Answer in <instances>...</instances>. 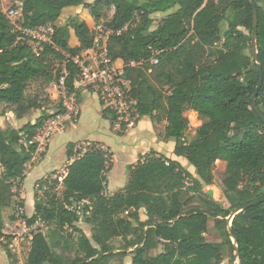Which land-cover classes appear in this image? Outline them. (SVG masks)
<instances>
[{
    "label": "trees",
    "instance_id": "trees-1",
    "mask_svg": "<svg viewBox=\"0 0 264 264\" xmlns=\"http://www.w3.org/2000/svg\"><path fill=\"white\" fill-rule=\"evenodd\" d=\"M22 1L19 29L0 0L1 113L11 111L18 119L32 110L41 114L20 128L0 126V235L3 210L13 205L17 180L24 179L37 151L36 143L27 142L47 120L66 110L59 100L57 111L48 112L52 100L47 89L64 78L69 93H80L79 67L71 57L91 47L94 38L79 15L58 24L69 6L88 8L96 23L114 31L108 53L123 61V77L130 82L140 117L167 122L165 136L175 138L174 153L186 157L194 172L150 152L130 166L123 189L109 192V151L97 144L82 150L70 142L67 156L74 159L66 176L54 172L35 184V212L29 222L40 220L49 236L39 227L18 237L14 250L9 246L14 237L6 236L10 264H110L113 256L131 248V264H221L228 257L225 245H234L232 235L240 264H264V202L237 213L231 232L228 221L237 207L264 197V120L252 109L259 64L264 73V0H256L259 63L252 50L250 0ZM158 12L166 15L154 26ZM48 23L56 28L52 41L35 53L22 30ZM72 33L79 46L71 44ZM256 103L264 114V82ZM188 110L202 119L190 141L185 139ZM103 115L117 119L109 109ZM217 161L226 162L222 194L229 206L221 195L215 199L205 189L215 182ZM81 220L91 227V236L79 225ZM211 229L225 242L207 240ZM160 245L163 250L151 254ZM72 247L74 257L66 254Z\"/></svg>",
    "mask_w": 264,
    "mask_h": 264
},
{
    "label": "rangeland",
    "instance_id": "rangeland-1",
    "mask_svg": "<svg viewBox=\"0 0 264 264\" xmlns=\"http://www.w3.org/2000/svg\"><path fill=\"white\" fill-rule=\"evenodd\" d=\"M88 1L92 2L93 0H88ZM15 3H16V0H3V9H7L9 6ZM88 11L90 12L89 9ZM81 12L82 11H78L79 14ZM164 16H165L164 13H157L153 15L154 20H155L154 26H156L157 23ZM83 17H86L88 20L86 22H89V24L92 25V21L89 16L83 13ZM75 41H76V37L72 36L71 44L73 45ZM83 89H87L88 92L91 94L93 93L97 94V91L95 90V88L91 86L88 88L82 87L80 89V92ZM47 92L49 94V97L52 100V103H50L48 107L49 109L54 110L56 106H58L59 100L56 99V102L54 101L55 100L54 97L57 96L58 92L54 88V85H51L47 89ZM96 94H93L91 102L86 104L87 106L85 105L83 107V112H82L83 114L78 124H76V126H68L67 133L69 134V137L72 140H75V139H83V140L88 139L91 141L99 140V141L105 142L110 147L111 152L113 153V157L110 156L111 159H113V161H111L110 159V163H109L110 169L108 171L109 183H110L111 188H114L116 186L120 187L124 183L125 180H128L129 171H130L129 168L131 165H135L138 162V157H139L138 154L141 152L149 151V150L160 151L167 157H170L172 159H177L186 169L194 172L193 165L186 159V157L177 156L174 153L175 138L167 137L166 139V136H165V127L167 124L166 121L155 122L154 130H153L151 120L149 119V117H146V118H143L140 121L139 125L135 127H128L126 128V130L123 131L122 127L120 126V127H117L118 129L116 130L114 127L117 126V120L112 121L111 123V121L104 118L100 114L102 110V107H101L102 105L100 104ZM3 106L4 104H0V117L1 119L3 118L5 119L6 127L14 125V127L20 128L23 124L19 123L18 121H16V119H14L13 112L9 111V112H5L4 114L1 113ZM38 114H41L40 110H32L29 114L26 115V119L27 120L32 119L33 116H38ZM186 115L188 116L189 121H190V128L185 134V139L186 141H190L194 137L197 127L202 124V119L199 117L197 113H194L190 110L186 112ZM127 130H130V131L126 133ZM91 144H97L100 147H102L100 142H92ZM225 170H226V163L224 161H217L215 164L214 170H213L215 182L212 186L205 187V189L209 190L215 199L216 197L221 195L220 200L224 202L226 206H229L227 199L222 194L223 193L222 180L225 176ZM32 175L33 174L28 175V178L26 179L25 185H24V189H25L24 191L26 192L28 199L32 196L33 189H34V182L32 181ZM40 194L42 193L39 192V195ZM14 211H15V208H10L8 210V213L6 214V218H7L6 222L11 221L10 218L13 216ZM230 224H232L231 221L229 222V225ZM79 225L83 228V230L89 236H91V227L87 225L84 222V220H81ZM211 226H213L212 220H211ZM5 230L7 234H10L11 232H14V231L20 232L21 227L17 226L14 229V227L5 226ZM40 230H42L45 234H47V236H49L50 229L46 225L41 226ZM77 235L78 234L74 235V237ZM8 236H11V235H8ZM206 238L207 240L212 241V242H225L221 234L214 229H211L206 234ZM117 240H119V242L121 241V239H117ZM70 242H73V241H70ZM12 243H13V246L11 248L12 250H14L16 248L17 241H12ZM232 243H233V239H232ZM72 248L71 250L67 251L66 254L68 256L74 257L75 249L74 247ZM163 248L164 246L160 245L159 248L151 251V254L153 255L157 254L161 252ZM225 248H226L228 257L225 258L221 264H235L236 262H239L238 256L236 254V247L234 245L232 247L230 244H227L225 245ZM131 250L132 248L125 250L121 253H117L110 260V264H117V263L131 264L132 263ZM57 251L61 252L62 250L58 248ZM2 252L7 254V248H6L5 242L0 240V253ZM0 264H4V257L0 256Z\"/></svg>",
    "mask_w": 264,
    "mask_h": 264
},
{
    "label": "built area",
    "instance_id": "built-area-1",
    "mask_svg": "<svg viewBox=\"0 0 264 264\" xmlns=\"http://www.w3.org/2000/svg\"><path fill=\"white\" fill-rule=\"evenodd\" d=\"M3 10L13 24L21 29L23 1L16 0L15 4ZM55 29L54 24L48 23L44 26L25 28L22 32L33 51L38 53L44 42L52 41ZM90 29L94 38L93 45L71 57L72 61L79 67L76 89L90 86L95 88L103 109H109L116 114L117 127H122L124 124L126 128L134 127L140 119V115L136 109V100L129 94L130 82L123 77L124 63L119 64V59H112L108 53L107 42L114 31L102 22H94ZM152 61L157 62L155 58ZM53 85L58 92L54 98L60 100L66 110L47 120L33 139L27 142L28 144L36 143L37 150L45 147L54 134L64 132L68 126H75L80 119L76 93L68 92L64 78L60 80V83ZM13 216L11 221L5 222L2 235H0V240L5 243H7L6 236L8 235L14 237L13 241H17L18 237L30 236L42 226L40 220L29 222V215L21 200H17ZM5 226L14 227V229L19 226L21 231L7 234ZM9 246L11 248L13 243H10Z\"/></svg>",
    "mask_w": 264,
    "mask_h": 264
},
{
    "label": "crops",
    "instance_id": "crops-1",
    "mask_svg": "<svg viewBox=\"0 0 264 264\" xmlns=\"http://www.w3.org/2000/svg\"><path fill=\"white\" fill-rule=\"evenodd\" d=\"M78 11H82V12L79 14ZM83 13L91 18L92 25H93V23H94L93 17L90 15V12L88 11V9L85 8L82 5L81 6H69V7L64 8L61 17L58 20V24L64 25L66 23L67 19L70 16H73V15H79L82 19H84L85 21H88L86 17H83ZM158 13H164V12H158ZM155 14H157V13H155ZM164 15H166V13H164ZM87 23H88V25L90 27H92V25L89 24V22H87ZM226 27H227V22H225V21L222 22V28L225 29ZM72 36L76 37L74 35V33H72ZM71 40H72V38H71ZM79 45H80V42L76 38V41L74 42L73 46H79ZM118 63L122 65L123 61L121 59H119ZM93 94H96V93H93ZM93 94L89 93L87 89H83L79 93V95H77V98H78L77 102H78L79 108H80V118L82 117V114H83L82 113L83 112V107L86 104H88L89 102H91ZM97 98H98V95H97ZM54 101L56 102V99ZM55 111H57V106H56V108L54 110L48 109V112H51V113H53ZM190 111H192L194 113H197L194 110H190ZM100 114L104 117V115H103V107H102V110H101ZM13 115H14L13 117H14V119H16V121H18L19 123L24 124V123H26L29 120L34 122L36 120V118L40 114H38V116H33V118L29 119V120L26 119V116L23 117L22 119H18L15 114H13ZM146 117H149V119L151 120L152 129L154 130V125H155V122H157V121L153 122L150 116L140 117V119L138 120L136 126L139 125L140 121L143 118H146ZM104 118H106V117H104ZM106 119H108V118H106ZM108 120L111 121L110 119H108ZM111 123H112V121H111ZM5 124H6L5 119L4 118L1 119V117H0V125L1 126L3 125L2 126L3 128H8V127H6ZM12 127H14V125H12ZM114 128L116 130L118 129L117 126L114 127ZM67 129H68V127L66 128V130L64 132H59V133L54 134L53 137L50 139V141L48 142V144L45 147H41L35 152L32 160L27 164V169L25 171L24 179H22V180L18 179L17 180L18 187H15L14 190H18V193L14 197L13 205L11 207L5 208L3 210L4 222H6V220H7L6 214L8 213V210L10 208H15V204H16L17 200H21V202L23 203V205L25 207V210H26V212H27V214L29 216H32L34 214V212H35V198H36L35 197V192H36L35 191V184H36L38 179H40L42 177H47L48 175H51V174L53 175L54 172H57V174H59L61 177H65L66 176L67 167L72 162V160L74 159L73 157L70 159L67 156V147H68V144L70 142L76 143L77 147L81 148L82 150H85L88 146L91 145L92 142H100L102 147L104 149L108 150L109 153L111 154L110 156L113 157V153L111 152L110 147L105 142L99 141V140L98 141L97 140H92L91 141V140H88V139H85V140H83V139L72 140L69 137V134L67 133ZM130 130H127L126 133H128ZM166 139H167V137H166ZM175 145H176V140H175ZM174 149H175V147H174ZM150 152H155L158 155H164L160 151H155V150L151 151V150H149V151H145V152L139 153L138 154V156H139L138 157V161H139V159L141 158V156L143 154L150 153ZM175 160H177V159H175ZM111 161H113V159H111ZM132 164H134V163H132ZM31 174H33L32 175V181L34 182V189H33L32 196L28 199V196H27L26 192L24 191L25 190L24 189V185H25L26 179L28 178V175H31ZM107 176H108L107 177L108 178L107 191H109V192L118 191V190L123 189L125 187V185L127 184V182H128V180H125L124 183L120 187L116 186L114 188H111L110 187V183H109V174H107ZM28 210H29V212H28ZM12 217L10 218V220H12ZM206 234L207 233H205V237H206ZM0 256L4 257V264H10V260H9V258H8L6 253L2 252V253H0Z\"/></svg>",
    "mask_w": 264,
    "mask_h": 264
},
{
    "label": "water",
    "instance_id": "water-1",
    "mask_svg": "<svg viewBox=\"0 0 264 264\" xmlns=\"http://www.w3.org/2000/svg\"><path fill=\"white\" fill-rule=\"evenodd\" d=\"M253 6V10H254V25H253V35H252V50H253V56L254 59L257 63H259V56H258V50H257V28H258V10H257V2L256 0H250ZM259 71H260V79L256 88V91L254 93V95L252 96V109L255 110L259 116L264 120V114L258 109L257 107V103H256V98L258 96V93L260 91V89L262 88L263 82H264V73L262 70V66L259 64ZM264 202V197L256 199L252 202H249L245 205L239 206L237 207L232 213L231 215L228 217V221L232 222L233 218L235 217V215L241 211H243L244 209L251 207L253 205L259 204ZM231 226L232 224L229 225V231L231 232ZM232 239H233V244L236 247V254L237 256H239V250H238V243L236 238L232 235ZM239 259V257H238ZM235 264H240V259L239 262H236Z\"/></svg>",
    "mask_w": 264,
    "mask_h": 264
}]
</instances>
